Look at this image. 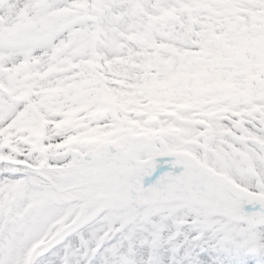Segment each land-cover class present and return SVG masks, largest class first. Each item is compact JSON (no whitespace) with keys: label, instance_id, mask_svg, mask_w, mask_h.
<instances>
[{"label":"snow or ice","instance_id":"6c2138e0","mask_svg":"<svg viewBox=\"0 0 264 264\" xmlns=\"http://www.w3.org/2000/svg\"><path fill=\"white\" fill-rule=\"evenodd\" d=\"M0 264H264V0H0Z\"/></svg>","mask_w":264,"mask_h":264}]
</instances>
